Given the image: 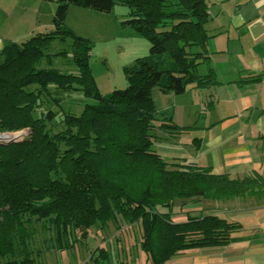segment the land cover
I'll return each mask as SVG.
<instances>
[{
	"label": "trees",
	"instance_id": "1",
	"mask_svg": "<svg viewBox=\"0 0 264 264\" xmlns=\"http://www.w3.org/2000/svg\"><path fill=\"white\" fill-rule=\"evenodd\" d=\"M48 1L57 4L54 30L22 44L8 41L2 48L0 132L29 133L0 144V264H41L37 257L44 252L30 246L36 223L53 229L61 250L72 247V233L80 232L78 239L84 240L99 223L119 218L139 223V247L149 264H165L185 249L227 245L241 227L238 222L216 214L175 221V203L245 197L260 190L264 179H235L195 163H169L155 146L192 127L160 117L153 88L182 94L189 87L219 83L212 67L199 71L210 63L207 43L213 37L206 28L211 19L207 0H122L130 9L122 24L148 39L150 54L124 68L125 89L108 94L92 77L90 41L70 30L65 19L70 5L110 12L116 0ZM69 37L77 72L42 67L43 58L51 63L54 55L68 57L66 51L46 50L54 40ZM165 53L167 67L153 63ZM52 86L82 94L80 112L65 110L64 96ZM91 258L94 264H109L111 254L98 246Z\"/></svg>",
	"mask_w": 264,
	"mask_h": 264
},
{
	"label": "crops",
	"instance_id": "2",
	"mask_svg": "<svg viewBox=\"0 0 264 264\" xmlns=\"http://www.w3.org/2000/svg\"><path fill=\"white\" fill-rule=\"evenodd\" d=\"M207 3L211 19L206 28L213 35L207 43V70H215L219 83L166 93L175 95L172 107H166L173 108L174 122L192 128L160 140L156 149L169 163H195L235 179H264V0ZM192 199L195 206L185 208L179 219L174 215L175 221L216 214L241 227L225 246L185 249L165 264H264V186L234 199ZM63 252L41 253L37 259L63 264ZM87 264H94L91 257Z\"/></svg>",
	"mask_w": 264,
	"mask_h": 264
},
{
	"label": "rangeland",
	"instance_id": "3",
	"mask_svg": "<svg viewBox=\"0 0 264 264\" xmlns=\"http://www.w3.org/2000/svg\"><path fill=\"white\" fill-rule=\"evenodd\" d=\"M56 7L55 2L48 0H0V62L3 58L2 48L6 42L11 41L22 44L34 35L53 31V16ZM129 11L130 9L122 0H116V4L110 12L97 11L78 5H70L68 9L65 25L78 36L90 41L91 73L102 94L111 93L115 89H125L128 82L124 68L133 66L137 58L146 57L150 54L148 39L131 26L122 24L123 21L130 18ZM73 47V40L70 37L65 42L54 40L46 53L55 54L66 51L68 57L54 55L51 58V63L43 58L41 66L55 67L65 72H77L72 60ZM169 59L165 53L153 58L152 61L164 68L167 67ZM207 65L200 66V73L207 71ZM52 89L58 95L64 96L63 105L65 110L74 113L80 112L84 103L82 94L78 91L64 94L62 91L57 90L55 86H52ZM174 96L173 93L167 95L159 87L153 88L152 98L160 111V117L173 115V108L169 110L166 107H172L176 100ZM61 99L63 100V98ZM177 100L183 99L178 97ZM48 105L52 106L49 103ZM53 109L57 110L55 107ZM55 124L59 125L60 122ZM57 129L55 126L54 130ZM0 133L12 134L22 140L27 136L29 130L22 129ZM155 146L157 148L158 144ZM196 201V199L177 201L176 219L183 217L184 209L195 206ZM33 230V241L30 243L32 250L59 255L61 251H65L62 253L64 257L63 264H87L98 246H104L109 250L111 254L110 264H149L146 254L141 252L139 247L142 235V228L139 223L132 224L121 218L106 225L99 223L91 228L88 237L84 240L78 239L80 232L72 233L73 245L65 250H61L54 241L52 228L46 231L40 227L39 223H36ZM57 258L60 259L61 257L58 256Z\"/></svg>",
	"mask_w": 264,
	"mask_h": 264
},
{
	"label": "water",
	"instance_id": "4",
	"mask_svg": "<svg viewBox=\"0 0 264 264\" xmlns=\"http://www.w3.org/2000/svg\"><path fill=\"white\" fill-rule=\"evenodd\" d=\"M17 141H20L19 137H16L12 134L5 135V133H0V144L9 145Z\"/></svg>",
	"mask_w": 264,
	"mask_h": 264
},
{
	"label": "built area",
	"instance_id": "5",
	"mask_svg": "<svg viewBox=\"0 0 264 264\" xmlns=\"http://www.w3.org/2000/svg\"><path fill=\"white\" fill-rule=\"evenodd\" d=\"M5 135H8V134L5 133Z\"/></svg>",
	"mask_w": 264,
	"mask_h": 264
}]
</instances>
